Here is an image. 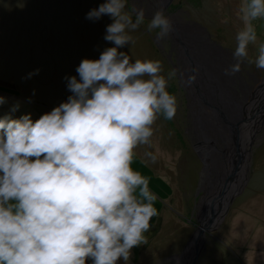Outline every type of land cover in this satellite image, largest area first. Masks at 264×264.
Wrapping results in <instances>:
<instances>
[{"label":"clouds","instance_id":"clouds-1","mask_svg":"<svg viewBox=\"0 0 264 264\" xmlns=\"http://www.w3.org/2000/svg\"><path fill=\"white\" fill-rule=\"evenodd\" d=\"M105 15L111 22L103 39L112 46L82 58L76 75L64 77L70 93L64 101L36 119L0 117V264H129L157 215V196L133 167L135 149L150 143L159 117L174 118L171 82L191 85L199 66L164 73L159 60L121 50L130 49L142 25L160 40L171 34L163 7L149 17L143 0H103L85 19ZM236 15L241 26L223 72L264 71V40L254 23L264 21V0H239ZM7 99L0 95V104Z\"/></svg>","mask_w":264,"mask_h":264},{"label":"rangeland","instance_id":"rangeland-1","mask_svg":"<svg viewBox=\"0 0 264 264\" xmlns=\"http://www.w3.org/2000/svg\"><path fill=\"white\" fill-rule=\"evenodd\" d=\"M102 2L0 0V95L8 98L0 104V117L10 114L19 118L31 113L36 119L67 98L70 93L64 77L76 75L75 68L82 58H98L104 47L112 46L103 39L110 18L85 19V14ZM238 2L174 0L172 7L183 22L179 25L193 27L197 23L206 29L210 44L225 54L221 55L225 59L219 58L224 67L232 62L234 35L241 26L236 15ZM254 23L258 38L264 40V21ZM132 36L130 49H121L130 58L159 60L164 73L174 67L176 61L169 57L173 49L169 38L162 39L160 47L155 30L147 32L143 25ZM252 54L254 48H250ZM34 69L39 72L22 79ZM243 74L252 76L254 82L264 80V71L255 68ZM169 91L178 101L174 118L165 120L161 116L154 122L150 143L139 145L133 160V167L148 179L150 190L157 196L154 204L161 206L162 219L148 236L144 234L142 243L131 249L129 264H172L171 257L183 249L198 225L195 215L205 193L200 191L204 163L194 147L196 137L193 139L191 134L188 92L179 80L171 82ZM17 101L20 106L12 111ZM250 136L253 156L249 181L234 198L219 229L206 234L196 264H264V124L252 129ZM146 152H152L156 159L151 160ZM155 221L156 216L150 226Z\"/></svg>","mask_w":264,"mask_h":264},{"label":"water","instance_id":"water-1","mask_svg":"<svg viewBox=\"0 0 264 264\" xmlns=\"http://www.w3.org/2000/svg\"><path fill=\"white\" fill-rule=\"evenodd\" d=\"M168 4L167 5L164 4L162 5V7L166 9L169 6ZM194 24H196L197 26H193V27L187 26V29L185 31H182V29L180 28L184 26L177 24V27H179V30L173 29V31L171 32L173 42H175V39L177 37L178 38H180L181 36L193 37V39L198 44L199 42L201 43L200 46H202L203 48V54L205 55L207 59H209L207 60V64H208L207 66L206 64L203 65V63L200 62L202 65L200 66V71L198 73L199 78H201L203 81L204 89H199L198 87H195L197 84V79H196L195 81H193V85L191 87L190 86L188 87V90L186 88V91L188 92V97L190 96L194 97V100L198 103V105L208 107V104L204 97L206 94L205 90L207 89L208 91H210V90L215 89L216 93H215L214 99L216 103L217 102L221 103L220 109L224 105L229 106L228 113L224 115L221 114L218 118L226 126H231L234 122H237V124L235 125V128H233L232 130H229V129L227 130L229 131V134H233L232 137H233L234 143L238 151L236 153L237 157L232 156L231 158V161H232L231 164L234 161L236 165H235V169L233 170V172L229 175L228 178H226V182L233 183L234 176L237 175L239 176L240 183H239L238 190L236 191V193H234L231 196L229 200L227 199V197H225V193L227 192L228 186L230 185H226L225 188L223 189L220 199L222 201L225 199L224 203H226V207L222 209L223 211H220L222 213L218 214L219 211L215 210V206L214 207L209 206V205H214V202L212 199H209L206 202L205 204L206 207H204V210H203L207 214L206 217L204 216V220L200 222L198 219L199 213L198 215L196 214L199 225L194 230L190 239L185 244L183 249L172 257L173 259H175L174 262H172V264H196L198 262L199 255L205 246V236L207 234L205 231L210 227H213L214 228L213 230L219 229V226L224 220L225 216L227 215L228 210L234 198L243 191V189L245 188V186L247 185L249 181L251 168H252L253 148H252L251 142L248 140V137L251 138L250 134L248 137L247 136L245 137V135L241 134V128H245V131H247L246 128L252 122H257L255 129L257 128V126H259V124L260 126L264 124V80H261L260 83H258L252 90H250V91H253L250 97L251 100L248 101V104H250L251 101H253V103L251 104L252 106L249 107L250 110H246L247 109L246 106H241L242 108L241 112L236 110L237 105L233 100L237 98L231 95L229 91L227 90L226 86L224 85L225 84V74L223 70L221 69L222 67L219 66L220 65L219 62L214 61L210 57V50H214V53L216 52L218 53V50L221 48L218 47L219 49L217 48V50H215L214 49L215 47H213L212 44H210L211 37L209 35L208 37L207 35H205L206 32L204 31H206V29L197 23H194ZM194 28L198 30H195ZM203 40L206 43H204ZM183 52L184 53L186 52V59L184 60V63H182V65L185 68H187L186 63H188V65L191 63L190 56L194 60H196V58L190 53L189 46L187 47L185 45V49L183 50ZM206 70L208 71L206 72ZM230 104H233V106H230ZM205 117L206 115L202 118L195 117L193 120V125L197 127L200 133V137L202 135V138L204 139L203 141H201L200 139L194 145L195 150L197 151L198 155L201 157L202 162L204 163V167L206 165L205 147L208 145V142L205 137L206 127H207V123L204 121ZM222 129L224 130V128ZM222 151L226 153L227 149L222 150ZM248 153H249L248 158H246L245 155ZM227 154L229 155L230 153H227ZM223 159H225L224 154H223ZM223 184H224V178H223ZM211 197H212V194H211ZM192 241H194V249L191 250V253L189 254V249H191L193 245Z\"/></svg>","mask_w":264,"mask_h":264},{"label":"bare ground","instance_id":"bare-ground-1","mask_svg":"<svg viewBox=\"0 0 264 264\" xmlns=\"http://www.w3.org/2000/svg\"><path fill=\"white\" fill-rule=\"evenodd\" d=\"M145 4H147V3H145ZM180 28L182 29V31H185L187 29V26L180 27ZM173 29L179 30V27H177V24L173 23ZM195 30H198V29H195ZM175 41L178 42L180 45L181 54H180V59H179L180 62H178L180 66L182 65V63H184V60L186 59V52L185 53L183 52V50L185 49V45L187 47L189 46L190 53L196 58V60H194L189 55L191 63L189 65H188V63H186L188 69L196 67L198 65L199 71H200V66L202 65L200 62H202L203 65L204 64H206V66L208 65L207 60H209V59H207L205 57V55L203 54V48H202V46H200V44H201L200 42L198 44L193 39V37H191V36H186V37L181 36L180 38L177 37L175 39ZM203 42L206 43L204 40H203ZM221 55H225V54H219L217 52L214 53V50H210V57L214 61L221 62L219 58L225 59V57L224 56L222 57ZM230 63L228 62V64H230ZM228 64H227V66H228ZM220 66L222 67L221 68L222 70L225 68L224 64L220 65ZM181 67H183L184 69H187L183 65ZM207 71L208 70H206V72ZM190 73L191 72L186 71L185 75L186 76L190 75ZM180 83L184 87L185 90H186V88L188 90V87L189 86L191 87L193 85V83L191 85H185L181 81H180ZM258 83H260V81ZM224 85L226 86L229 93L231 95H233L235 98H237V99L233 100L237 105L236 110L241 112V110H242L241 106H246L247 107L246 110H250L249 107H251L252 106L251 104L253 103V101H251V103L248 104V101L251 100V98H250L251 93H253V91H250L251 89L245 87L242 84H239V87L236 89L235 78L228 76V75H225V84ZM195 87H198L199 89H204L203 81L201 78H199L198 74H197V84ZM207 91L208 90L206 89L205 90L206 94L204 97H205V100L208 104V107L198 105V103L194 100V97H191V96L189 97L190 109H191V134L193 136V139H195V137H196V143L200 139H201V141H203L204 139L202 138V135L200 137V133H199L197 127L193 125L194 118L195 117L202 118L206 115L204 121L207 123L206 134H205L206 140L208 142V145L205 147L206 165H205L203 172H202V181H201V188H200V191L202 190L205 193H204L203 197L201 198V201H200L199 205L197 206V210H196V214L198 215V213H199L198 219L200 222H202L204 220V216L206 217V215H207L203 210H204V207H206L205 204L209 199H212L214 202V205H209V206H213V207L215 206V210L219 211L218 214L222 213L220 211H223L222 209L224 207H226V203H224L225 199L223 201L220 199V196L223 192V189L225 188L226 185H230V186H228L227 192L225 193V197H227V199L229 200L231 198V196L234 193H236V191L238 190L239 183H240L239 176H237V175L234 176V182L233 183L226 182V178H228L229 175L233 172V170L235 169V165H236V163H234V161L231 164V162H232L231 158H232V156L237 157L236 153L238 151L236 148V145L234 143L233 137H232L233 134H229V131L227 129L232 130L233 128H235V125L237 124V122H234L231 126H226L221 122V120L218 117L221 114L222 115L227 114L229 106L224 105L220 109L221 103L220 102L216 103L215 99H214L216 90L214 89V90H210L208 92ZM203 92H204V90H203ZM230 106H233V104H230ZM256 124H257V122H252L246 128L248 132L245 131V128H241V134L245 135V137L246 136L248 137L250 134V131L255 128ZM222 128H224V130ZM248 140L251 142V144L253 143L252 138L248 137ZM225 149H227L226 153L224 151H222ZM227 153H230V154L228 155ZM223 154H224L225 159H223ZM248 155H249V153L246 154L245 157L248 158ZM223 175H225V176H223ZM223 178H224V184H223ZM211 194H212V197H211ZM195 219L199 225V222H198L196 215H195ZM216 224H215V226H216ZM213 229H214L213 227H210L205 232L208 233V232H212V231L216 230V229L215 230H213ZM192 244L193 245H192L191 249H189V254L191 253V250L194 249V241H192ZM174 260L175 259H173V262H174Z\"/></svg>","mask_w":264,"mask_h":264},{"label":"flooded vegetation","instance_id":"flooded-vegetation-1","mask_svg":"<svg viewBox=\"0 0 264 264\" xmlns=\"http://www.w3.org/2000/svg\"><path fill=\"white\" fill-rule=\"evenodd\" d=\"M152 2V3H151ZM157 2V3H156ZM167 2V3H166ZM168 2H169V0H143V3H144V6H145V8H146V15L147 16H151L152 15V12L155 10V8L156 7H162V5H167L168 4ZM145 3H147V4H145ZM154 4V5H153ZM169 6L166 8V9H164L165 11H166V13L170 16V18H171V20H172V22L174 23V24H178V23H182L183 24V22H182V20H178L177 19V17H176V15H174L175 13H173L174 12V10L172 9V7H173V5H174V0H171L170 2H169V4H168ZM145 21H147V20H145ZM170 39V41H171V45H170V47L172 46V48L173 49H171L169 52H170V54H169V57H172L173 56V58H174V60L176 61V63H173V65L174 66H180L179 65V63L178 62H180V54H181V50H180V45H179V43L178 42H173L172 41V34H170L168 37H166V39ZM155 40H156V43L160 46V47H162L163 46V42H162V40H160V39H157L156 37H155ZM161 43V44H160ZM177 43V44H176ZM166 44H167V42H166ZM171 59V58H170ZM172 60V59H171ZM173 61V60H172ZM247 74H250V72L249 73H247ZM246 74V76L242 73V75L240 74V73H237V75L234 77L235 78V82H236V89L239 87V84H242V85H244L245 87H247V88H251L252 86H254L255 84H257L258 82L255 80V82H254V79L253 78H251L252 76H249V75H247ZM238 79V80H237ZM258 80V79H257ZM173 257V256H172ZM171 257V258H172ZM170 262H173V258L170 260ZM168 263V262H167ZM166 264V263H165Z\"/></svg>","mask_w":264,"mask_h":264},{"label":"crops","instance_id":"crops-1","mask_svg":"<svg viewBox=\"0 0 264 264\" xmlns=\"http://www.w3.org/2000/svg\"><path fill=\"white\" fill-rule=\"evenodd\" d=\"M157 215H156V221L150 226L149 230L146 232V235L148 236V234L151 232L152 229H155L158 227L160 220L162 219L161 217V212H162V208L161 206H157Z\"/></svg>","mask_w":264,"mask_h":264},{"label":"trees","instance_id":"trees-1","mask_svg":"<svg viewBox=\"0 0 264 264\" xmlns=\"http://www.w3.org/2000/svg\"><path fill=\"white\" fill-rule=\"evenodd\" d=\"M2 70V69H1ZM8 71V70H7ZM256 172V171H255Z\"/></svg>","mask_w":264,"mask_h":264}]
</instances>
